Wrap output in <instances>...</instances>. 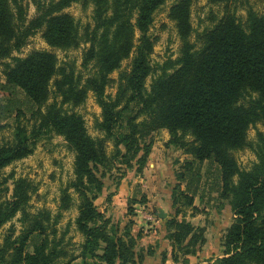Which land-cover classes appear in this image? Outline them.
<instances>
[{"label": "trees", "instance_id": "obj_1", "mask_svg": "<svg viewBox=\"0 0 264 264\" xmlns=\"http://www.w3.org/2000/svg\"><path fill=\"white\" fill-rule=\"evenodd\" d=\"M164 1L38 0L35 15L27 18L23 0H0V63L11 59L0 82V123L13 115L40 111L32 129L18 123L13 140L0 144V170L31 153L41 134L52 130L62 134L75 151L71 186L81 198L76 217L85 236L81 254L97 258L98 264H114L116 259L127 262L133 257L132 240H114L106 233L104 215L88 192L101 191L95 171L109 162L105 138L114 136L115 143L122 145L120 154L126 164L137 156V163L144 167L150 152L144 138L149 131L166 128L170 142L189 155L179 172L184 186L177 196L183 195L191 204L193 197L202 198V191L217 193L236 215L224 237L225 255L211 264H264V134L257 132L253 146L257 160L249 169L241 168L233 155V150L249 144V125L264 123V15L249 8L242 24L233 12H224L191 41L192 0H176L168 14L182 41L179 55L153 65L155 37L149 29ZM73 2L91 6V22L81 25L63 11ZM39 30L51 47L67 50L87 44L81 66L91 64L93 71L83 77L73 61L60 64L55 53L47 50L12 55ZM130 57L129 68L119 72L115 94L106 93L113 81L110 74ZM89 91L101 108L98 127L104 131L103 138L89 136L81 116L63 108L79 105ZM51 92L53 100L47 103ZM138 116L143 118L136 121ZM185 133L192 140H183ZM12 183L11 196L2 199L4 180L0 181V226L19 211L23 231L4 240L0 264H53L59 243L50 241V245L42 235L61 212L52 222L43 213L46 222H41L27 211L31 183L25 178ZM70 201L67 188L62 189L59 209H67ZM176 226L171 237L180 242L190 229L181 222ZM28 244L32 252L26 250Z\"/></svg>", "mask_w": 264, "mask_h": 264}, {"label": "rangeland", "instance_id": "obj_2", "mask_svg": "<svg viewBox=\"0 0 264 264\" xmlns=\"http://www.w3.org/2000/svg\"><path fill=\"white\" fill-rule=\"evenodd\" d=\"M23 0L27 4V18L36 12L35 2ZM176 0H165L154 12V20L149 33L155 37L150 55L153 65L160 64L167 58L175 59L182 44L178 36L175 21L169 17V8ZM251 8L264 15V0H227L210 2L209 0H192L190 5V23L193 29L190 40L194 41L195 33L202 32L212 26L224 12H233L238 21L245 24L247 9ZM63 11L70 13L81 25L91 22V6L84 2H73ZM87 44L80 43L76 48L51 47L36 31L18 52L12 55L23 57L33 50H47L55 53L60 64L73 61L82 76L93 71L91 64L81 66L82 51ZM130 58L122 61L121 67L114 70L110 77L112 82L105 91L114 95L119 72L128 69ZM11 63L5 58L0 63V82L5 79L6 64ZM151 77L146 80L149 84ZM47 103L53 100L49 95ZM59 99V98H58ZM46 103V104H47ZM46 105L41 107L44 113ZM63 108L77 112L83 120L86 133L93 138H103L104 131L98 127L101 120V108L91 91L77 106L64 105ZM39 112L11 116L0 123V144L13 140L14 128L20 123L27 130L35 125ZM143 116H138L140 121ZM257 132L264 134V123L256 122L247 129V145L233 150L238 165L249 169L257 160L253 146ZM183 140H192L188 133ZM170 133L166 128L148 132L144 143H150L144 167L137 163V156L126 164L121 156L122 145L114 141V136L105 138V150L109 162L105 167L95 171L102 182L101 191L93 189L88 192L95 208L104 215V229L114 240L121 238L129 243L132 240V259L122 262L116 259L114 264H211L216 258L225 255L224 237L236 215L228 201L218 197L217 193L202 191V198L195 196L193 202L187 204L183 195H178L184 181L179 179L182 164L189 155L179 144L170 142ZM121 152V154H120ZM75 151L64 136L55 130L41 134L31 153L14 160L0 170V181L4 180L2 199L11 196L13 181L25 178L33 186L30 193L27 211L41 222H46L43 213H48L50 222L60 211L58 221L44 230L47 243L58 242L59 256L53 264H98L97 258L89 254L82 255V244L85 236L76 223L81 198L71 186L74 180ZM67 188L71 195L70 206L59 209L62 189ZM165 217H159V210ZM21 213L18 211L9 221L0 226V246L6 238H16L23 231ZM30 219H28V222ZM176 222L188 225L190 233L180 242L173 241L171 234L177 231ZM53 230L55 232L53 233ZM27 251L32 252L33 246L28 244ZM102 251L98 250L101 254ZM8 259L7 254H5ZM101 264H106L101 262Z\"/></svg>", "mask_w": 264, "mask_h": 264}, {"label": "water", "instance_id": "obj_3", "mask_svg": "<svg viewBox=\"0 0 264 264\" xmlns=\"http://www.w3.org/2000/svg\"><path fill=\"white\" fill-rule=\"evenodd\" d=\"M165 212L162 210V209H160L159 210V217H161V218H163V217H165Z\"/></svg>", "mask_w": 264, "mask_h": 264}]
</instances>
